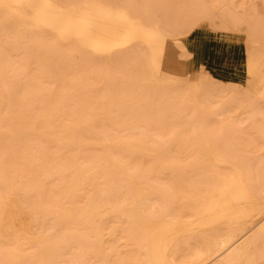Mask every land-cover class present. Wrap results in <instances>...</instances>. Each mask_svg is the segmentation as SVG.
<instances>
[{
    "label": "rangeland",
    "instance_id": "1",
    "mask_svg": "<svg viewBox=\"0 0 264 264\" xmlns=\"http://www.w3.org/2000/svg\"><path fill=\"white\" fill-rule=\"evenodd\" d=\"M109 1L176 38L219 37L233 71H205L210 84L199 90L189 86L198 73L180 90L162 88L145 44L140 58L106 61L53 33L34 41L0 9V117L12 130L0 134V264H152L139 216L193 219L190 195L205 194L232 165L264 196V0ZM202 122L227 161L216 160ZM248 233L241 264H264V234ZM185 246L179 264H190L193 245Z\"/></svg>",
    "mask_w": 264,
    "mask_h": 264
},
{
    "label": "bare ground",
    "instance_id": "2",
    "mask_svg": "<svg viewBox=\"0 0 264 264\" xmlns=\"http://www.w3.org/2000/svg\"><path fill=\"white\" fill-rule=\"evenodd\" d=\"M16 6L21 10L14 8ZM0 9H6L17 19L15 24L20 30L34 34L31 38L34 41L45 40L47 33H53L68 48L76 43L78 49L90 50L101 58H108L106 61L114 58L123 61L128 56L140 58L142 52L138 46L145 44L148 54H143V57L146 56L145 65L150 71L151 81L155 85L160 83L162 88L171 86L180 90L194 80L193 74L198 73L195 79L198 82L189 86L199 90L204 80L208 82L206 85L210 84L205 71L213 74L219 69L233 71L232 58L219 37H212L201 30L182 33L176 38L158 21L150 20L147 14L148 17L138 12L131 15L125 6L118 7L109 0H89L74 6H66L56 0H0ZM21 40L26 41L27 38L21 37ZM132 42L137 43L135 47L125 49L126 55L113 54L117 48ZM260 99L264 102V82ZM5 101L6 97L0 91V111ZM2 122L0 117V134L8 130ZM202 126L203 122L199 129L216 160L227 161L217 141L211 140L210 134L202 131ZM7 132L12 130L9 128ZM127 145L134 150L140 149L135 143ZM232 167L230 174L217 171L216 185L207 189L205 194L190 195V211L194 220L181 219L175 214L173 218L165 214L156 220L139 216L144 224L152 264H179L180 252L190 244L193 245L190 264H241L251 247L252 239L248 232L257 228L258 234H264V223H257L264 215V196L251 189L242 168ZM17 208L13 205L11 210L16 212ZM26 219L32 226L30 218ZM13 224H16L13 220L5 223L9 227ZM211 257L215 259L207 263ZM21 259L16 255L12 261Z\"/></svg>",
    "mask_w": 264,
    "mask_h": 264
}]
</instances>
